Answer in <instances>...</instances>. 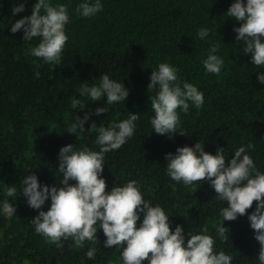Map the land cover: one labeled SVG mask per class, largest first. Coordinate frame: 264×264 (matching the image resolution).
<instances>
[{
	"label": "trees",
	"instance_id": "1",
	"mask_svg": "<svg viewBox=\"0 0 264 264\" xmlns=\"http://www.w3.org/2000/svg\"><path fill=\"white\" fill-rule=\"evenodd\" d=\"M20 2L0 0V264H123L120 246L104 247L99 224L97 240L85 241L82 248L74 247L71 238L61 241L62 248L46 242L31 223L39 210L28 206L21 191L23 178L31 174L42 186H61L60 149L72 144L77 150L99 151L91 125L107 127L129 113L139 114L133 136L104 156L106 190L135 180L144 199L169 216L172 231L181 225L186 238L210 235L214 251L231 256V264H259V244L248 220L256 202L244 216L223 221L220 213L228 203L216 197L207 181L185 186L166 174L165 155L197 142L213 155L225 148L226 165L235 150L251 143L254 149L247 154L264 174V85L257 81L264 68L253 65L243 42L236 41L233 29L240 24L225 14L235 0H101L103 10L92 17L76 12L82 0H50L66 5L69 15L68 40L58 65L29 54L39 38L24 41L22 30L11 32L16 20L31 15L36 0H27L25 11L14 15ZM201 28L209 29L203 40L197 35ZM211 44L219 45L216 54L224 61L219 75L203 67ZM160 63L176 68L181 86L191 83L203 93L201 108L190 103L187 113L177 109V131L184 135H159L150 123L154 112L149 97L157 90L147 86ZM103 74L128 89L124 102L109 105L106 95L93 101L80 94L83 82L98 85ZM76 100L85 107L73 108ZM104 106L106 113L92 114ZM85 113L90 114L85 131L69 134L75 116ZM14 185L16 196L8 197L7 186ZM5 200L16 208L11 217L3 214ZM49 207L50 200L41 210ZM140 217L138 227L142 213ZM217 225L228 228V240L217 235ZM90 248L96 250L94 259L86 255Z\"/></svg>",
	"mask_w": 264,
	"mask_h": 264
},
{
	"label": "clouds",
	"instance_id": "2",
	"mask_svg": "<svg viewBox=\"0 0 264 264\" xmlns=\"http://www.w3.org/2000/svg\"><path fill=\"white\" fill-rule=\"evenodd\" d=\"M27 0L16 4L12 12L18 14L25 11ZM103 10L101 0H82L76 12L82 17H92ZM232 20L239 22L235 27L236 41L243 42V51L250 56L251 63L258 68H264V0H235L225 13ZM69 21L68 8L64 4L53 5L50 0H36L31 15L15 21L11 27L12 33L23 31V40L31 41L39 38L35 47L29 49V54L42 58L46 63L59 64L62 51L68 36L65 25ZM200 39L209 35V29L201 28L197 33ZM218 44H211L203 67L207 73L219 75L224 61L216 53ZM36 78L40 73L37 72ZM148 89H156V95L149 97L154 116L150 120L155 133L168 135L171 138L180 124L177 109L187 113L189 104L199 109L204 104L201 91L191 83H178L177 70L168 63H160L152 70ZM259 84L264 85V72L257 76ZM79 92L93 101H100L105 95L106 104L125 101L129 95L123 83L116 82L107 74L100 77L98 85L83 82ZM85 106L76 100L72 107ZM107 112V108L97 107L94 115ZM90 118L85 113L83 118L75 116L68 128L69 134L85 131L84 124ZM139 114L129 113L127 119L113 122L107 127L95 128L98 133L96 145L99 151L89 148L75 149L74 145L63 146L58 153V174H63L59 187L41 185L35 174L26 175L22 180L21 193L27 204L38 215L31 219L35 232L42 235L46 242L62 248V240L71 238L74 247L82 248L85 241L97 240L99 224L106 241L104 247L122 248L123 264H231L232 257L220 251H214V239L206 234H194L190 237L181 225L175 230L170 228L169 216L161 206H152L142 196L138 182L131 180L123 186H113L107 191V184L102 173L104 171V156L112 150H118L134 134ZM247 149H254L249 143L235 150L226 165L225 148H217L213 155L205 151V146L197 142L194 146L177 147L175 153L165 155L166 174L176 182L185 186L194 182L207 181L221 201H227L228 207H223V221H235L238 216H244L254 202L255 211L248 216L250 227L254 230V239L259 244L257 259L264 264V174L255 166L253 159L247 154ZM74 181L75 183H70ZM17 189L8 187L6 195L16 196ZM20 193V194H21ZM50 200V207L43 211L42 206ZM3 214L11 217L16 212L13 204L7 200L2 205ZM139 227L137 222L141 219ZM228 228L216 226L217 235L222 240H228ZM95 248H90L86 255L95 258Z\"/></svg>",
	"mask_w": 264,
	"mask_h": 264
}]
</instances>
